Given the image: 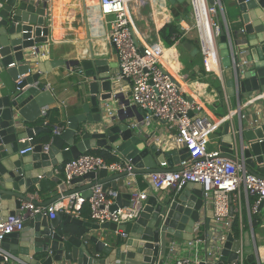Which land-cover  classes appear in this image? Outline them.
Here are the masks:
<instances>
[{
  "label": "water",
  "instance_id": "water-1",
  "mask_svg": "<svg viewBox=\"0 0 264 264\" xmlns=\"http://www.w3.org/2000/svg\"><path fill=\"white\" fill-rule=\"evenodd\" d=\"M168 1L171 5L190 3V0ZM231 1L236 6L240 24L236 32L246 37L250 46L248 61L242 67L236 66L233 78L227 82L230 94H237L241 100L264 91V0ZM48 9V0H0V65L16 83L13 92L0 91V220L6 218L5 214H19L25 221L24 229L6 235L2 245L28 264H111L136 259L138 255L148 264H164L169 244L176 246L182 240L193 242L195 235L209 226L201 220V209L207 199L201 184L191 182L165 192L149 187L137 218L119 225L85 221L64 210H58L56 217L50 219L22 209L27 203L49 206L76 193L89 199L93 188L100 185L105 193L110 189L117 192L111 206V210L116 211L131 203L135 191V184L129 179L131 175L177 171L180 161L189 156L186 147L166 149L156 141L148 142L139 130L141 124L134 126L133 121L142 123L148 114L116 91L119 60L113 65L105 58H96L92 52L90 59L83 61L34 60L33 49L49 39ZM252 34H256L255 40L251 39ZM184 46L193 53L200 52L189 41H185ZM219 50L224 67L239 63L240 59L232 54L233 49L228 45L224 26ZM64 64L82 67L88 98L83 99L78 112L67 119L64 130L56 134L54 128L37 124L42 107L56 101L50 90L42 88L40 80L42 73ZM24 74L27 76L17 84ZM258 108L250 117L239 119L236 131L230 121L225 124L219 149L223 156L264 178V100ZM42 133L52 135L47 151L45 144L37 141ZM29 147L33 148L20 153ZM93 150L115 151L130 161L132 168L114 173L100 169L76 176L70 180L71 188L59 191L45 202L30 196L34 186L37 191L43 189V176L53 178L54 168L63 170L67 161ZM53 179L60 182L59 178ZM120 182L126 186V192L118 191ZM263 207L264 202L259 209ZM231 210L234 211L233 205ZM72 226H85L88 231L97 230L100 234L77 235ZM221 233L212 240L213 232L207 231L213 256L230 263L243 248L245 264H264V256L249 231L240 238L232 232L225 236ZM105 254L109 259L101 258Z\"/></svg>",
  "mask_w": 264,
  "mask_h": 264
},
{
  "label": "built area",
  "instance_id": "built-area-1",
  "mask_svg": "<svg viewBox=\"0 0 264 264\" xmlns=\"http://www.w3.org/2000/svg\"><path fill=\"white\" fill-rule=\"evenodd\" d=\"M145 1L149 0H99L101 15L109 17L108 40L116 50L120 61L118 80L129 79L134 104L147 111L146 118L156 117L163 121L173 133L177 148L186 147L189 151V156L180 161L179 170L155 172L144 176L149 181L151 188L159 191L174 187L182 188L191 182L201 184L206 198L212 200L214 220L217 223L224 222L230 227L232 205L234 211L236 208L240 210L244 195L246 198L250 195L257 196L255 210L264 202V178L248 172L243 165L223 156L219 149L211 150L209 148L212 134L229 117L211 119L206 110V104L211 101L203 102L200 98L198 99V96L186 90L182 81L170 68L166 46L159 39L150 41L139 34L134 25L131 8L143 4ZM224 2L225 0H213V3H210L209 0H190V24L186 20L181 21L180 24H186L183 32L181 34L174 33L171 37L172 46L175 47L182 43L190 32H194L202 55L204 71L219 76L224 71L219 50L222 26L227 31L228 45L231 50L233 49L232 54L236 57L233 35L232 37L229 35L230 24L226 17ZM241 53L244 54V51ZM246 62L243 60V62L234 65L233 71L236 66L242 67ZM22 78V76L19 78L17 84L21 83ZM236 97L238 106L234 112L243 119L245 115L242 109L264 100V91H257L241 100L237 94ZM51 108L46 105L41 109V118L45 120V125L48 123L47 118ZM64 128V126L56 125L54 133H60ZM49 146L50 143L45 144L44 150L47 151ZM32 148L21 150L20 153H25ZM131 168L130 161L123 158L108 162L101 156L87 152L78 158L67 161L63 170L57 169V171H63V184L67 187L72 178L92 171L107 169L112 172H120L131 170ZM34 197L39 199L38 194ZM116 197V191L110 189L105 193L102 186L97 185L93 188V195L89 199L76 193L49 206H35L27 203L22 206V209H29L33 214L47 215L50 219L56 217L58 210H64L80 218L84 203H88L90 217L94 222L99 224L114 222L119 225L137 218L140 203L147 199L148 190H135L128 207L112 211L111 206ZM24 222L23 216L19 214L9 215L0 220V264L4 262L28 264L14 256L2 245L6 235L24 229ZM122 235L126 236L125 233ZM245 259L243 248H241L238 257L228 264H245ZM175 264H192V262L186 258L178 260Z\"/></svg>",
  "mask_w": 264,
  "mask_h": 264
},
{
  "label": "crops",
  "instance_id": "crops-1",
  "mask_svg": "<svg viewBox=\"0 0 264 264\" xmlns=\"http://www.w3.org/2000/svg\"><path fill=\"white\" fill-rule=\"evenodd\" d=\"M166 1L167 0H149L145 1L143 4L132 7L131 13L134 25L139 34L146 39L139 30L138 24L142 22L143 18H147V14L151 10L150 18H152L153 24L155 25V40L159 39L168 49L167 60L171 65L170 68L174 71V74L182 81L184 87L189 93L198 96V99L200 98L203 102L211 101V103L206 104V110L211 119L217 120L218 118L229 117V119L222 126L217 128L211 136L209 147L212 148L211 150L219 149L225 124L230 121L232 129L236 131L240 119L239 114L234 112L238 106V98L236 97V94H230L227 85L228 80L233 78V68H226L223 66L224 71L221 76L206 73L203 69L201 53H193L190 49L184 46V42L189 41L198 48L197 38L194 32H190L187 38L175 47L172 46L173 42L171 45H166L160 35V31L166 24L172 22L171 9L173 7L181 9L180 4L186 3L185 1L176 2L171 5L169 4V1H167L168 4ZM224 3L226 7V17L233 35V46L236 56L240 59V63L243 62V59L248 61L246 57L249 53L248 47H250L248 40L246 37L236 32L240 28L236 6L231 0H225ZM48 5L49 17L47 19L50 29L48 35L49 39L47 43L38 44L36 45L37 47L33 49L32 55L35 61L45 62L52 59L83 61L90 59L92 52L96 58H105L113 65L117 64L119 57L108 40L110 30L108 22L109 17L101 15L99 0H48ZM163 13H165L164 16L162 15ZM185 20V17H183L177 22L179 29H181L182 32L186 24H180V22H184ZM255 35H250L251 39L255 40ZM243 49H246L247 51ZM242 51H244L246 58H243L244 55L241 53ZM119 72L120 69L117 70V76L119 75ZM41 75L40 82L42 88L50 90L56 99V101L49 106L58 109L59 116L57 120L67 126V119L76 114L82 100L88 98V87L84 83L82 67L80 65L67 66L64 64L53 68L49 72L42 73ZM25 76H27V74L22 75V77ZM216 81L220 84L222 89L221 92L212 85V82L215 83ZM116 85V91L119 92L123 98L129 99L131 104H134L130 80H118L117 78ZM15 87L16 83L7 72V69L0 65V91L3 94H8L13 92ZM260 104L261 102H256L249 106H245L242 109L245 118L250 117L255 110L259 109L258 107ZM116 105L118 104L116 103ZM40 120L41 118L38 119L37 122L39 125ZM133 122L134 126H139L138 124H141L139 130L148 142L156 141L157 144L166 149L176 146L173 133L160 119L156 117L148 119L145 117L142 123H138L137 121ZM111 154L115 155L118 159L122 158L115 151H112ZM145 177L146 176L135 174L130 176V182L135 184L133 186L135 187V190L149 191L151 185ZM53 178H59L60 182L57 183ZM53 178L43 176L41 178L43 189L37 191L34 186L33 189L30 190V196L34 197L38 194L39 199L37 200L39 202H45L59 193V190L65 191L67 188H71L70 184L67 187L63 184V171L58 172L57 168H54ZM168 190L161 191L165 192ZM118 191L126 192L127 188L120 182ZM62 200L63 199L61 198L54 203ZM256 201V195H250L247 198L244 195L242 208L240 210L236 208L233 212L231 210L230 218L232 224L229 227L224 224V222L217 223L214 220L213 203L210 198H207L205 206L201 209V220L202 224L208 225L209 223L210 227L208 226L207 230L201 231L195 235L193 242L182 240L181 244L176 246L169 244L164 264H175L178 260L186 258H189L192 264H200L201 262H204V264H228V261H221L218 257L213 256L211 250L212 247H208V230L213 232L212 240L221 236V232H224L223 236L232 232L236 238H240L244 232L249 231L252 235L253 242L258 244L260 252L264 256V207L261 210L259 207L255 210L254 206ZM85 207V214H82L81 210L80 218L85 221L94 222L90 217L89 204L87 203ZM6 215L7 214H5V217H7ZM257 215L260 224L259 227L254 228L253 216ZM235 221L238 224V231L236 233L233 228ZM86 233L100 234L97 230L88 231V229L86 230ZM125 237H127V234ZM114 254L115 250L112 253V258L114 257ZM101 258L105 260L106 258L109 259L106 254ZM141 258L142 257H139L138 255L136 259H127L125 261L117 260L111 264H148L142 261ZM3 264L14 263L4 262Z\"/></svg>",
  "mask_w": 264,
  "mask_h": 264
},
{
  "label": "trees",
  "instance_id": "trees-1",
  "mask_svg": "<svg viewBox=\"0 0 264 264\" xmlns=\"http://www.w3.org/2000/svg\"><path fill=\"white\" fill-rule=\"evenodd\" d=\"M181 9H177L175 10L174 14H175V18L176 20H179L183 17H181L182 15L184 16L185 14H187L189 12V8L190 6L187 3H181L180 4ZM181 17V18H180ZM174 33H182L181 29H179V26L176 22H171L166 24L160 31V35L162 37V39L164 40V42L166 43V45H171L172 44V40L171 37ZM212 85L216 87V89H218L220 92L222 91L220 84L218 81H216L215 83L212 82ZM219 85V86H218ZM59 116V111L57 108H51L49 111V115L47 118L48 123L46 124L47 127L50 128H54L57 124L64 126L65 124L60 123L57 118ZM45 120H43L41 118V120L39 121L40 124L45 125ZM52 140V135L50 133H42L40 136H38L37 141L38 142H43V143H50ZM88 153H92V154H96L98 156L103 157L104 159H106L108 162H113L115 160H118V158L111 154V152L108 151H104V150H98V151H89ZM86 204L84 203L83 207H82V214H85L86 211ZM253 224H254V228L259 227L260 224V220L257 216H253ZM234 232L236 233L238 231V224L235 221L234 225ZM72 230L77 234V235H83L87 228L85 226H72Z\"/></svg>",
  "mask_w": 264,
  "mask_h": 264
},
{
  "label": "rangeland",
  "instance_id": "rangeland-1",
  "mask_svg": "<svg viewBox=\"0 0 264 264\" xmlns=\"http://www.w3.org/2000/svg\"><path fill=\"white\" fill-rule=\"evenodd\" d=\"M175 10H177V8L173 7L171 9V21L177 23L178 20H176L175 14H174ZM150 13H151V10L147 14V18L146 17H145V19L143 18L142 22H140V24H138V26H139V30L141 31L143 36H145L148 40L153 41V40H155V35H154L155 34V32H154L155 25L153 24L152 18H150ZM164 14L165 13H163L162 15L164 16ZM167 14H169V13H167ZM190 14H191V7L189 8V12L187 14H185L184 16L183 15L181 16V17H185L186 22L189 24H190ZM210 149H212V148H210Z\"/></svg>",
  "mask_w": 264,
  "mask_h": 264
}]
</instances>
